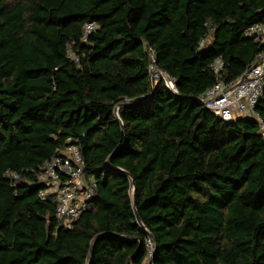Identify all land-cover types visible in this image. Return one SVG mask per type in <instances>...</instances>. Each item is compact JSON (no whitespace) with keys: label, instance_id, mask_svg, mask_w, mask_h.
I'll return each instance as SVG.
<instances>
[{"label":"trees","instance_id":"16d2710c","mask_svg":"<svg viewBox=\"0 0 264 264\" xmlns=\"http://www.w3.org/2000/svg\"><path fill=\"white\" fill-rule=\"evenodd\" d=\"M262 21L264 0H0V264H264V88L262 124L200 101L264 54ZM69 139L96 183L71 228L37 175Z\"/></svg>","mask_w":264,"mask_h":264},{"label":"built area","instance_id":"2783aa9c","mask_svg":"<svg viewBox=\"0 0 264 264\" xmlns=\"http://www.w3.org/2000/svg\"><path fill=\"white\" fill-rule=\"evenodd\" d=\"M98 27L96 22L85 24V37ZM245 35L255 42H264V21L255 23L245 29ZM209 36L200 42L204 46ZM149 54V77L151 84L162 83L172 92L176 91V79L167 70L157 64L156 51L147 46ZM69 57L78 61L70 52ZM215 73L220 74L224 67L222 57L211 65ZM264 88V54L260 53L255 61L239 77L225 82L218 79L200 96L203 106L224 121L230 122L242 117H250L262 124L257 111V103ZM38 182L43 185L39 191L41 199L52 197L56 204V217L61 223L71 228L72 223L85 210L93 207L91 198L95 193L96 183L85 174V163L80 147L68 140L58 153L38 169ZM16 179L18 174H12ZM147 255L150 258L154 251L152 238L146 240Z\"/></svg>","mask_w":264,"mask_h":264},{"label":"water","instance_id":"95a60500","mask_svg":"<svg viewBox=\"0 0 264 264\" xmlns=\"http://www.w3.org/2000/svg\"><path fill=\"white\" fill-rule=\"evenodd\" d=\"M138 219L140 220V218L138 217Z\"/></svg>","mask_w":264,"mask_h":264}]
</instances>
